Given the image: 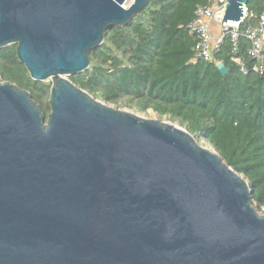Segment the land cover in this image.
I'll list each match as a JSON object with an SVG mask.
<instances>
[{
	"label": "water",
	"instance_id": "obj_1",
	"mask_svg": "<svg viewBox=\"0 0 264 264\" xmlns=\"http://www.w3.org/2000/svg\"><path fill=\"white\" fill-rule=\"evenodd\" d=\"M247 3L226 0L222 22ZM148 4L0 0V49L16 44L30 77L51 82L45 116L0 76V264H264V208L217 151L69 78Z\"/></svg>",
	"mask_w": 264,
	"mask_h": 264
},
{
	"label": "trees",
	"instance_id": "obj_2",
	"mask_svg": "<svg viewBox=\"0 0 264 264\" xmlns=\"http://www.w3.org/2000/svg\"><path fill=\"white\" fill-rule=\"evenodd\" d=\"M211 5V0H149L129 23L106 29L103 42L89 52V67L69 78L108 105L140 114L151 110L160 119L177 122L197 142L205 138L245 178L260 211L264 208V54L261 63L249 56L244 31L258 25L264 0H248L252 17L240 23L236 41L227 33L212 61H205L194 58L197 38L188 24L197 7ZM217 63L225 64V75L219 73ZM259 64L261 72L254 70ZM0 76L27 90L42 114L48 115L51 82L30 77L16 57V44L0 49Z\"/></svg>",
	"mask_w": 264,
	"mask_h": 264
},
{
	"label": "built area",
	"instance_id": "obj_3",
	"mask_svg": "<svg viewBox=\"0 0 264 264\" xmlns=\"http://www.w3.org/2000/svg\"><path fill=\"white\" fill-rule=\"evenodd\" d=\"M211 6H199L196 9L194 19L188 24L189 32L197 38L194 48V58L212 61L213 53L220 47L224 41V36L231 33L232 41H236L239 36L238 27L247 17H252L248 12L246 5L242 7V17L238 23L222 22L225 11L226 0H211ZM222 22V23H221ZM264 13L260 16L257 26H247L244 36L249 41L248 54L255 59L257 63H261L264 54ZM235 61L240 60L235 58ZM242 64V63H241ZM241 70L244 72L242 65ZM256 71H262L263 68L259 64L254 67Z\"/></svg>",
	"mask_w": 264,
	"mask_h": 264
},
{
	"label": "rangeland",
	"instance_id": "obj_4",
	"mask_svg": "<svg viewBox=\"0 0 264 264\" xmlns=\"http://www.w3.org/2000/svg\"><path fill=\"white\" fill-rule=\"evenodd\" d=\"M119 109H122V110H129V109H127V108H124V107H118ZM129 111H131V110H129ZM131 112H133V111H131ZM140 116H142V117H146V118H151V119H159V120H161V121H169L167 118H164V119H160L159 117H158V115L155 113V112H153V111H148L147 113H144V114H140V113H138ZM169 122H171V121H169ZM173 124H175V125H179L177 122H172ZM198 143L199 144H201L202 146H205V147H207V148H209V149H211V150H214V148L206 141V139L205 138H201V139H199L198 140ZM215 151V150H214Z\"/></svg>",
	"mask_w": 264,
	"mask_h": 264
},
{
	"label": "bare ground",
	"instance_id": "obj_5",
	"mask_svg": "<svg viewBox=\"0 0 264 264\" xmlns=\"http://www.w3.org/2000/svg\"><path fill=\"white\" fill-rule=\"evenodd\" d=\"M257 212H258L259 215H263L262 212H260V211H258V210H257Z\"/></svg>",
	"mask_w": 264,
	"mask_h": 264
}]
</instances>
